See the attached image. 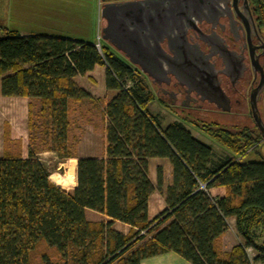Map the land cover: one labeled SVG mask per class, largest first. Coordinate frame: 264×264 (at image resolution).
<instances>
[{"label": "trees", "instance_id": "obj_1", "mask_svg": "<svg viewBox=\"0 0 264 264\" xmlns=\"http://www.w3.org/2000/svg\"><path fill=\"white\" fill-rule=\"evenodd\" d=\"M249 6L262 29L264 0ZM100 48L0 28V97L38 101L34 113L29 104L28 131L40 119L47 151L59 161L76 159V186L65 191L32 150L26 158L19 152L0 158V264H140L167 253L190 264H249L246 249L255 253L252 263L264 264V143L256 127L227 130L187 119L162 127L147 108L155 97L143 74L107 44ZM97 66L105 68L104 87L113 93L102 110L103 151L77 158L67 145L68 112L71 104L94 99L73 79ZM184 122L228 154L216 156ZM151 159L169 163L168 185L161 166L155 185L148 179ZM212 189L224 195L213 196ZM154 191L165 209L149 221ZM88 211L106 221H88ZM229 219L242 242L225 253L220 239ZM114 222L128 226V234L113 230Z\"/></svg>", "mask_w": 264, "mask_h": 264}, {"label": "rangeland", "instance_id": "obj_2", "mask_svg": "<svg viewBox=\"0 0 264 264\" xmlns=\"http://www.w3.org/2000/svg\"><path fill=\"white\" fill-rule=\"evenodd\" d=\"M122 1L132 0H0V28L15 31L21 35L58 36L93 43H96L98 36L101 44H107L101 39V30L104 27L101 8L103 4ZM261 33L264 36V27L261 29ZM115 52L124 58L119 52ZM142 79L155 97L147 108L152 115L158 117L162 127L176 121L183 122L186 119L219 125L227 130L242 127L253 129L255 127L246 106L230 107V112L222 113L212 104H203L199 107V104L183 103V97H178V100L172 103V99L167 96L157 97L159 88L152 84L150 79L146 76ZM166 91L169 92L170 89H166ZM96 93H99V90H96ZM93 99V102L74 103L70 106L67 118L69 122L67 145L69 150L74 153L77 146L80 151L89 149L94 153H99L104 145L101 110L103 101ZM31 105L33 113L39 109L38 101L32 100ZM257 109L264 124V94L260 102L257 103ZM183 124L200 142L210 146L216 156L228 154L227 150L214 139L198 132L185 122ZM40 128V119L34 118L33 129L28 131V136L35 142L29 143L27 152L32 150L36 154V158L48 171L49 180L54 185L57 186L55 183L57 178H63V182L57 187L70 191L75 178L67 182L64 180H67L65 174L71 161H59L55 154L47 151L51 144L48 139L40 137L42 131ZM246 160L248 158L244 161ZM253 256L255 253L250 250L248 258Z\"/></svg>", "mask_w": 264, "mask_h": 264}, {"label": "water", "instance_id": "obj_3", "mask_svg": "<svg viewBox=\"0 0 264 264\" xmlns=\"http://www.w3.org/2000/svg\"><path fill=\"white\" fill-rule=\"evenodd\" d=\"M229 14L227 0H132L106 3L101 8V19L104 21L101 39L150 79L152 84L161 86L174 79L187 92L200 95L203 101L214 105L222 113H228L230 103L217 79V75L225 71H217L209 61L216 51H220L226 70L231 68L221 42L203 41L210 49L205 55L198 44L189 43L187 34L195 32L199 35L200 23H215ZM249 22L254 26L251 17ZM257 71L260 83L252 93L250 112L264 142V124L255 100L260 85L264 83V72L260 66Z\"/></svg>", "mask_w": 264, "mask_h": 264}, {"label": "flooded vegetation", "instance_id": "obj_4", "mask_svg": "<svg viewBox=\"0 0 264 264\" xmlns=\"http://www.w3.org/2000/svg\"><path fill=\"white\" fill-rule=\"evenodd\" d=\"M234 1L233 4V0H227L230 8L228 17L221 18L215 23L203 21L198 26L199 35L195 32H189L187 39L189 43L198 44L199 49L205 55L209 53L210 49L203 41L215 40L216 43L219 40L221 42L224 48H222V51L228 56L231 68L226 70L220 51H216L209 61L217 71H225L219 73L217 79L222 91L229 100L230 107L246 106L251 116L252 93L260 83L257 68L262 67L264 72V36L255 23L249 0ZM250 17L253 20L255 29L249 22ZM157 87L159 88L157 97L167 96L172 99V103H175L178 97H183V103L199 104V107L203 104L209 105L201 99L200 95L187 92V89L178 85L174 79H171L168 84H161ZM166 89H170V91L168 92ZM263 94L264 83L260 85V89L255 95L256 104L260 102Z\"/></svg>", "mask_w": 264, "mask_h": 264}, {"label": "crops", "instance_id": "obj_5", "mask_svg": "<svg viewBox=\"0 0 264 264\" xmlns=\"http://www.w3.org/2000/svg\"><path fill=\"white\" fill-rule=\"evenodd\" d=\"M19 35L28 36L21 34ZM104 71H105L104 67L97 66L91 72H88L85 76L82 77L77 76L73 79L74 83L79 88L87 92L92 98L100 99L103 101L101 110H103L105 104L113 96L112 92H108L105 90ZM96 90H99V93H96ZM31 101L32 100L26 98L0 97V158L4 155V153L16 154L17 152L20 153L22 158H25V156H27V147L29 146L28 143L29 132L27 128V119H28L29 104L31 105ZM5 130L8 131V137L6 139L4 136ZM103 146L102 149L99 151V153H94L93 150H89V149L87 150L83 149V151H80L79 146L75 147V153L74 152L73 153L74 156L77 158H98L102 154ZM64 161L74 162L73 165H74V178H75L76 159L71 158V159H66ZM157 166H161L163 168L164 184L168 185L171 178V169L169 163L164 159L149 160L148 173H147L148 179L153 185H155V168ZM71 185L72 186L69 189L70 191L73 190L76 186L75 179L72 181ZM210 194L213 196L221 197L222 195H224V190L212 189L210 190ZM164 209H165V203L162 195L159 194L157 191H154L149 196L147 201L148 220L149 221L152 220L154 217L160 214ZM86 218L88 221L105 220V218H102L100 215L91 211H88L86 213ZM227 225H228V229L225 231V233L221 236L220 239L221 251L225 253L229 252L232 249V247L242 242L241 238L237 235L235 231L234 220L229 219L227 221ZM112 228L113 230H115L116 232L122 235H127L128 232L130 231V228L128 226L118 222H114ZM140 264H190V263L183 260L181 257H179L174 253H167L160 256H155L152 258L142 260Z\"/></svg>", "mask_w": 264, "mask_h": 264}, {"label": "bare ground", "instance_id": "obj_6", "mask_svg": "<svg viewBox=\"0 0 264 264\" xmlns=\"http://www.w3.org/2000/svg\"><path fill=\"white\" fill-rule=\"evenodd\" d=\"M74 162L71 161V165L68 167V171L65 175H67V177H65L67 180L64 181H71L74 178ZM68 166V165H67ZM63 179V178H62ZM61 178H57V180L55 181V183L57 184V186L60 185L61 182H63Z\"/></svg>", "mask_w": 264, "mask_h": 264}, {"label": "built area", "instance_id": "obj_7", "mask_svg": "<svg viewBox=\"0 0 264 264\" xmlns=\"http://www.w3.org/2000/svg\"><path fill=\"white\" fill-rule=\"evenodd\" d=\"M94 46L97 49V51L100 52V38L98 36L96 39V43H94ZM141 234H143V232H141ZM249 251H250V249L245 250L247 257H249ZM248 260H249V263L252 262V258H248Z\"/></svg>", "mask_w": 264, "mask_h": 264}]
</instances>
